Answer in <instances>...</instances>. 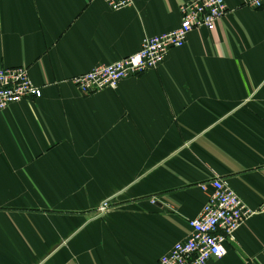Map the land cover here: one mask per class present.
Returning <instances> with one entry per match:
<instances>
[{
    "label": "crops",
    "instance_id": "crops-1",
    "mask_svg": "<svg viewBox=\"0 0 264 264\" xmlns=\"http://www.w3.org/2000/svg\"><path fill=\"white\" fill-rule=\"evenodd\" d=\"M186 1L0 0V68L41 87L0 111V264H160L207 202L202 183L264 198V8L224 0L212 28L114 89L71 81L177 28ZM225 248L205 264H264V212Z\"/></svg>",
    "mask_w": 264,
    "mask_h": 264
},
{
    "label": "built area",
    "instance_id": "built-area-1",
    "mask_svg": "<svg viewBox=\"0 0 264 264\" xmlns=\"http://www.w3.org/2000/svg\"><path fill=\"white\" fill-rule=\"evenodd\" d=\"M105 1L115 10L132 3V0ZM242 4L251 8H264V0H242ZM179 10L180 24L177 28L145 36L136 52L77 74L71 78L72 83L86 94L104 88L114 89L122 78L137 75L160 64L167 50L182 46L186 34L192 29L212 28L227 7L224 0H188L179 6ZM40 95L41 87L31 81L26 66L0 68V111L10 103ZM200 186L205 191L211 188L207 202L195 217L188 220L190 232L186 238L176 241L169 252L160 257V264H205L209 258L221 257L226 252L225 242L233 238L234 232L245 219L254 213L264 212V198L255 208H250L220 177ZM109 206L108 199L102 200L97 211L102 213Z\"/></svg>",
    "mask_w": 264,
    "mask_h": 264
}]
</instances>
